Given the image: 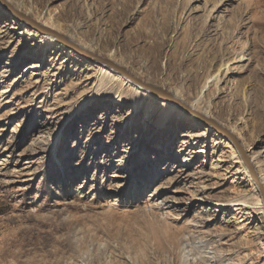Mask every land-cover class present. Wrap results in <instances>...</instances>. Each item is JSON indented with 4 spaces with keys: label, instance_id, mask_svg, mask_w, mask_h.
<instances>
[{
    "label": "rangeland",
    "instance_id": "rangeland-1",
    "mask_svg": "<svg viewBox=\"0 0 264 264\" xmlns=\"http://www.w3.org/2000/svg\"><path fill=\"white\" fill-rule=\"evenodd\" d=\"M6 1L167 93L196 99L224 64L202 99L264 153V0ZM29 32L45 36L0 7V264H264V185L230 140L177 105L161 120L154 97L135 108L122 76L99 90L105 64ZM234 197L256 211L212 205Z\"/></svg>",
    "mask_w": 264,
    "mask_h": 264
},
{
    "label": "bare ground",
    "instance_id": "bare-ground-1",
    "mask_svg": "<svg viewBox=\"0 0 264 264\" xmlns=\"http://www.w3.org/2000/svg\"><path fill=\"white\" fill-rule=\"evenodd\" d=\"M9 2V1H8ZM6 0H0V7H4L5 10L7 12H10V14L12 13V11H19L21 10L23 7L22 5H11L8 3ZM23 10V9H22ZM13 14V13H12ZM26 14H29L26 12ZM14 15V14H13ZM15 16V15H14ZM90 20V16L88 15V19L87 21ZM39 21H41L40 23V26L44 27L45 29L47 30H50V31H54L57 33V27L52 23V17L50 14H47V17H43V18H39ZM39 23V22H38ZM27 26V25H26ZM31 29V28H30ZM37 32V31H35ZM39 34H42L40 32H38ZM29 35H32L34 36L35 38H41V42H40V49H43L45 50L46 48L48 47H52L53 46V42H59L57 38H55L54 36L52 35H49V34H43L45 36H40V35H37L36 33H32V32H29L28 33ZM59 34V33H58ZM61 35V34H60ZM68 41H72L68 38H66ZM80 42V41H79ZM60 43V42H59ZM61 44V43H60ZM62 45V44H61ZM64 46V45H63ZM66 47V46H65ZM78 47H80L81 49L83 50H92L93 49V46L90 44V43H87L85 41H82L78 44ZM58 47H54V49H57ZM68 48V47H66ZM70 49V48H68ZM72 50V49H70ZM73 51V50H72ZM65 54L69 55V51H65L64 52ZM243 55H238L236 56L235 60H238V61H241L243 59ZM107 58L109 59L110 62L112 63H118L120 62L119 60L116 59V56H115V53L111 52V51H108L107 53ZM53 59V58H52ZM51 60V59H50ZM90 60V59H89ZM95 61V60H94ZM154 62V61H153ZM101 64H104V63H101ZM106 65V64H105ZM224 67V64L222 66H220V68L218 69L216 75L214 76V78L212 79L211 77H209L208 79H206V81L204 82L203 86H202V90L200 91V95L196 98V99H189L188 97H186V94L185 92L182 90V87L181 86H177V87H173L171 89V91L169 90L168 93L173 99L177 100L180 104H182L183 102L184 103H188V105L186 104L187 108L190 110V111H194L198 114H200L201 116L205 117V118H209V119H212L213 118L211 117V115L209 114L208 112V109H209V104L207 102H204V100L202 99V94H203V91L209 86L210 82L212 80H216V83L219 82V73H220V69ZM119 73H117L116 71H114L110 66L106 65V68L105 69H102L101 72L98 74V81H99V90L102 89L106 84L110 83L112 80H122L121 79V76ZM124 77V76H122ZM125 78V77H124ZM123 82H127V83H133L132 81H128V80H122ZM151 80L147 79V81H144L142 82L143 84H146L148 85V83L150 82ZM135 84V83H134ZM133 85V84H132ZM136 91H138V94H136L134 97H133V106L135 108H137L139 105H143V104H147L148 100H151L152 102H149L146 106V110L148 107H151L152 104H153V97L158 99L159 102L157 101L154 106L152 107V110L151 112L154 110V109H157V114H159L160 116V119H165L166 118V115L167 113L170 111V107L173 106V105H176L174 104L173 102H171L169 99H162V98H159L158 96H154V94H152V92L148 89V88H145L143 86H141L140 84L136 85V86H133ZM6 90V89H4ZM98 92V89L96 90ZM6 92V91H4ZM167 93V92H166ZM121 96V94L118 96V98ZM145 98V101H147L146 103L142 102L143 99ZM162 103H161V102ZM182 102V103H181ZM185 106V105H184ZM185 106V107H186ZM179 107V106H178ZM183 109V108H182ZM184 110V109H183ZM185 112H187L186 110H184ZM188 113V112H187ZM190 114V113H189ZM219 126H221V124L217 123ZM193 126V125H192ZM223 127V126H221ZM229 132L230 133H233L234 132V128H231L229 129ZM190 136H194L193 134L189 133ZM202 135V134H201ZM249 156H250V163L252 165V169H254L257 173H258V181L264 185V169L262 168V165L264 163V153L262 154H258V153H254V152H251L249 151ZM253 170V171H254ZM255 173V172H254ZM108 205L110 206H113L112 203L110 202ZM212 205L216 208H225V207H231L232 210L234 212H237L238 214H241L244 210H246L247 208L251 209V210H254V212L256 211L255 210V207L258 205L257 203H254V202H251L249 199H245V198H242V197H234V198H229L228 200H225V201H214L212 203ZM262 209L264 208L263 204H261L260 206ZM184 246V245H183ZM188 247V246H187ZM201 248V246H199ZM198 247V248H199ZM194 248V247H193ZM199 248V249H200ZM199 249H196L197 251H199ZM203 249V250H202ZM205 248H201L200 251H205L204 250ZM182 251V250H181ZM183 251H185V248H183ZM194 251V250H193ZM190 252V251H189ZM188 252V253H189ZM196 253V251H195ZM187 254V253H186ZM191 255H195L193 253H190ZM189 254V255H190ZM198 254V253H197ZM202 254V252H200V255ZM204 254V253H203ZM208 253H206L207 255ZM184 255V254H183ZM182 255V256H183ZM197 256V255H196ZM204 256V255H203ZM199 257V264H223L222 263V260H220V257H215V260L214 262H210V259L212 258H208L207 256L205 257ZM217 256V255H216ZM186 258V257H185ZM214 258V257H213ZM194 259V258H193ZM198 261V260H197Z\"/></svg>",
    "mask_w": 264,
    "mask_h": 264
},
{
    "label": "water",
    "instance_id": "water-1",
    "mask_svg": "<svg viewBox=\"0 0 264 264\" xmlns=\"http://www.w3.org/2000/svg\"><path fill=\"white\" fill-rule=\"evenodd\" d=\"M12 13L17 17V19L20 20V22L25 23L32 30H35V31L40 32L42 34H49V35L54 36L55 38L58 39V41L62 45L72 49L79 56H82V57H84L86 59L95 60V61H97L99 63H104V64L110 66L114 71H116L120 75H122L125 78H127L128 80L132 81L133 83L140 84L141 86H143L145 88H148L152 92V94L158 96L159 98L169 99L171 102H173L177 106H179V107L183 108L184 110H186L188 113H190V115H192L193 117H195L196 119L201 121L203 124L208 125L214 132H216L220 136H223L224 138L230 140L231 143L236 148V150L238 151V153L241 155L245 165L248 167L249 172L251 174V177L256 181V175H255V173H254V171L252 169L250 161L247 158L246 152L244 151L243 147L241 146L239 141L236 139V137H234V135H232L228 130H226L223 127L219 126L217 124V122H215L212 119L205 118V117L201 116L200 114H198V113H196L194 111H190L187 107H185L183 104H180L177 100L173 99L165 91L160 90V89H158L156 87H153V86H149V85L143 84L139 79H137L134 76H132L128 71H126L122 67L110 62L107 59L101 58V57L96 56V55H94V54H92V53H90V52H88L86 50L81 49L77 45H75L72 42L68 41L63 35H60V34L54 32V31H50V30L45 29L44 27L40 26L39 23H37L34 20L30 19L28 16H26V15L20 13V12H17V11H12Z\"/></svg>",
    "mask_w": 264,
    "mask_h": 264
}]
</instances>
